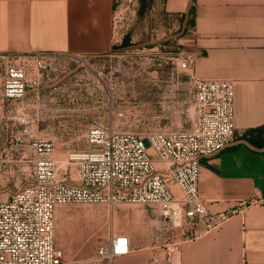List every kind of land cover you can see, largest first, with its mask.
<instances>
[{
    "label": "rangeland",
    "instance_id": "rangeland-1",
    "mask_svg": "<svg viewBox=\"0 0 264 264\" xmlns=\"http://www.w3.org/2000/svg\"><path fill=\"white\" fill-rule=\"evenodd\" d=\"M118 15L108 52L45 55L42 67L35 51L13 52V65L26 70L27 83L22 96L0 105V200L34 181L46 143L53 146L58 171L74 178L68 156L90 147L87 135L94 126L140 133L192 127L194 78L180 63L194 49L192 24L153 3L143 10L139 2ZM3 63L0 58L2 89ZM123 233L150 248L189 235L153 204L57 208L56 242L67 259L89 256L111 234Z\"/></svg>",
    "mask_w": 264,
    "mask_h": 264
},
{
    "label": "built area",
    "instance_id": "built-area-1",
    "mask_svg": "<svg viewBox=\"0 0 264 264\" xmlns=\"http://www.w3.org/2000/svg\"><path fill=\"white\" fill-rule=\"evenodd\" d=\"M139 2L118 1L114 22L121 11ZM50 54L57 53L35 51L34 58L42 67V58ZM196 57L197 52L189 51L180 58L194 78L196 118L191 128L140 133L94 126L87 135L90 147L68 156L74 178L67 170L58 171L53 146L45 144L34 181L0 200V264H101L131 249L127 234H113L89 256L67 259L56 242L59 206L155 205L164 220L185 226L189 235L152 248L150 264H180L184 241L229 220L235 210L208 211L199 182L202 158L222 152L236 139L234 80L198 76ZM0 58L5 96H22L26 70L13 65V52H0Z\"/></svg>",
    "mask_w": 264,
    "mask_h": 264
},
{
    "label": "crops",
    "instance_id": "crops-1",
    "mask_svg": "<svg viewBox=\"0 0 264 264\" xmlns=\"http://www.w3.org/2000/svg\"><path fill=\"white\" fill-rule=\"evenodd\" d=\"M118 1L0 0V52H108ZM140 2L143 10L158 4L192 24L198 76L234 80L236 139L202 158L199 191L208 211L235 212L222 226L184 241L180 264H264V146L246 137L264 125V0ZM128 236L131 249L103 264H150L155 250Z\"/></svg>",
    "mask_w": 264,
    "mask_h": 264
},
{
    "label": "trees",
    "instance_id": "trees-1",
    "mask_svg": "<svg viewBox=\"0 0 264 264\" xmlns=\"http://www.w3.org/2000/svg\"><path fill=\"white\" fill-rule=\"evenodd\" d=\"M246 137L254 144L264 146V125L250 129Z\"/></svg>",
    "mask_w": 264,
    "mask_h": 264
}]
</instances>
